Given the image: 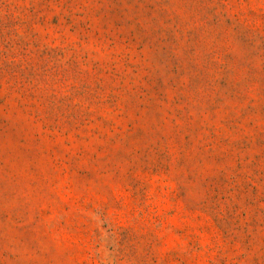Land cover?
I'll use <instances>...</instances> for the list:
<instances>
[{
	"label": "rangeland",
	"instance_id": "1",
	"mask_svg": "<svg viewBox=\"0 0 264 264\" xmlns=\"http://www.w3.org/2000/svg\"><path fill=\"white\" fill-rule=\"evenodd\" d=\"M0 264H264V0H0Z\"/></svg>",
	"mask_w": 264,
	"mask_h": 264
}]
</instances>
